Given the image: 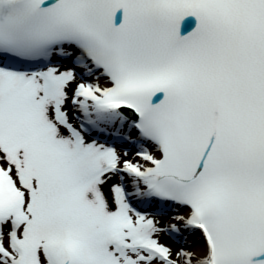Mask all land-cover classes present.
I'll list each match as a JSON object with an SVG mask.
<instances>
[{"label":"snow or ice","instance_id":"snow-or-ice-1","mask_svg":"<svg viewBox=\"0 0 264 264\" xmlns=\"http://www.w3.org/2000/svg\"><path fill=\"white\" fill-rule=\"evenodd\" d=\"M0 264H264V0H0Z\"/></svg>","mask_w":264,"mask_h":264},{"label":"bare ground","instance_id":"bare-ground-1","mask_svg":"<svg viewBox=\"0 0 264 264\" xmlns=\"http://www.w3.org/2000/svg\"><path fill=\"white\" fill-rule=\"evenodd\" d=\"M168 211H171V210H168ZM173 214V213H172Z\"/></svg>","mask_w":264,"mask_h":264}]
</instances>
